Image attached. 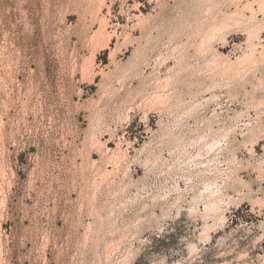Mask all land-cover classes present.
<instances>
[{"label": "rangeland", "instance_id": "rangeland-1", "mask_svg": "<svg viewBox=\"0 0 264 264\" xmlns=\"http://www.w3.org/2000/svg\"><path fill=\"white\" fill-rule=\"evenodd\" d=\"M0 264H264V0H0Z\"/></svg>", "mask_w": 264, "mask_h": 264}]
</instances>
